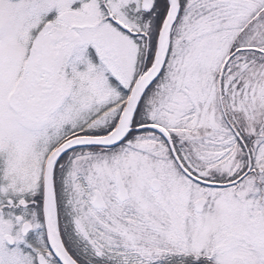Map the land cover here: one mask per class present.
I'll return each instance as SVG.
<instances>
[{
    "label": "snow or ice",
    "instance_id": "obj_1",
    "mask_svg": "<svg viewBox=\"0 0 264 264\" xmlns=\"http://www.w3.org/2000/svg\"><path fill=\"white\" fill-rule=\"evenodd\" d=\"M0 264H264V0H0Z\"/></svg>",
    "mask_w": 264,
    "mask_h": 264
}]
</instances>
